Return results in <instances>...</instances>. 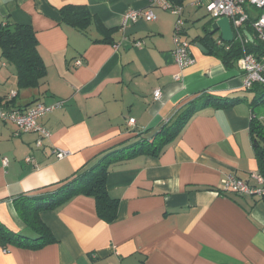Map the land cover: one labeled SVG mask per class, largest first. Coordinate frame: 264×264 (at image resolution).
Instances as JSON below:
<instances>
[{
  "label": "crops",
  "instance_id": "crops-1",
  "mask_svg": "<svg viewBox=\"0 0 264 264\" xmlns=\"http://www.w3.org/2000/svg\"><path fill=\"white\" fill-rule=\"evenodd\" d=\"M186 1L173 0L182 6L183 39L195 63L176 81L175 15L155 8L154 21L121 27L123 14L145 10L148 0H0V27H31L46 68L42 86L20 89L14 66L0 57V102L18 110L64 102L38 119L48 133L39 148V134L16 135L14 124L0 121V223L13 233L33 237L15 199L54 191L102 153L137 134L150 138L191 103L244 99L202 106L160 154L110 167L105 190L117 201L113 222L98 219L92 198L75 196L39 214L54 243L0 246V264H264V199L216 192L227 175L251 183L259 171L250 126L254 116L264 124V113L250 105L255 94L241 89L236 64L226 67L211 53L220 48L219 33L200 40L214 22L202 1ZM66 5L88 10L85 33L62 23L58 10ZM60 150L68 153L61 160L54 154Z\"/></svg>",
  "mask_w": 264,
  "mask_h": 264
},
{
  "label": "trees",
  "instance_id": "trees-1",
  "mask_svg": "<svg viewBox=\"0 0 264 264\" xmlns=\"http://www.w3.org/2000/svg\"><path fill=\"white\" fill-rule=\"evenodd\" d=\"M259 12H264V9ZM58 13L62 23L80 33H85V29L91 21L88 10L83 6L66 5L60 8ZM251 21L245 25L248 34L251 33L249 27ZM37 45L35 34L29 26L14 24L0 27V57L7 64L14 66L20 89L39 88L46 77V68L38 54ZM227 47L228 50L224 47H213L211 51L226 67L232 66L244 54L253 55L257 59L262 55V46L257 42H248L242 47L234 41ZM249 92L255 94L250 102L251 106L256 107L264 103L263 85H257ZM242 100L244 99H212L200 106L197 103H191L169 125H163L150 138L137 134L133 143L102 153L92 165L75 174L70 181L62 183L54 191L38 197L15 199L16 213L26 228L31 231L33 237L13 233L0 223V246L37 250L54 243L56 241L54 236L41 222L39 214L43 211L53 210L78 195H84L94 200L95 212L99 220L104 223L113 222L116 219L117 201L111 199L105 190V178L110 167L136 155L154 156L160 154L164 148L173 143L190 116L202 106L212 103L217 107H227ZM57 102H62L64 105L63 101ZM0 105L8 108V103L3 105L0 102ZM36 105L25 109L34 108ZM250 135L258 170L261 171L264 168V124L255 116L252 117ZM216 192L221 196L228 194L239 196L234 193H225L221 189Z\"/></svg>",
  "mask_w": 264,
  "mask_h": 264
},
{
  "label": "built area",
  "instance_id": "built-area-1",
  "mask_svg": "<svg viewBox=\"0 0 264 264\" xmlns=\"http://www.w3.org/2000/svg\"><path fill=\"white\" fill-rule=\"evenodd\" d=\"M199 4V3H198ZM158 8L169 12L177 17L172 36L173 52L172 56L174 64L178 69V74L174 80L179 81L182 74L192 67L195 63L191 57L189 49L190 44L183 39L184 21L181 18L182 6L177 5L173 0H148L145 10H128L121 18V27L125 28L129 24H133L138 20L151 22L155 20L153 9ZM206 14L211 20L227 18L229 20L234 41L244 47L249 40L245 30V25L249 23L251 33L248 34L252 42H257L262 46V55L259 59L253 55L244 54L236 62L238 70L242 74L241 89L250 91L257 85L264 86V12L258 15H252L249 9L262 11L264 9V0H207L204 5ZM139 46V44H137ZM216 45L222 47L221 41H217ZM117 48V46H116ZM228 50V47H225ZM75 66H81L80 61L75 62ZM160 91L153 92V99L160 98ZM63 107L62 102H56L51 106L36 105L34 108L23 110L9 109L0 105V121L14 124L17 127L16 135L37 133L40 138L36 142V146H41V140L48 137V133L38 124V119L46 114L58 110ZM128 126L134 125V120L127 122ZM56 157L61 160L67 157L65 151H55ZM26 163H31V159H25ZM6 164V162H3ZM251 183L245 182L234 175H227L222 183L221 190L225 193H234L239 196H250L264 199V168L261 171L250 176ZM5 252V250H4Z\"/></svg>",
  "mask_w": 264,
  "mask_h": 264
},
{
  "label": "water",
  "instance_id": "water-1",
  "mask_svg": "<svg viewBox=\"0 0 264 264\" xmlns=\"http://www.w3.org/2000/svg\"><path fill=\"white\" fill-rule=\"evenodd\" d=\"M219 33L220 39L225 44H230L234 42V35L227 18H220L213 23H211L209 29L205 32L204 37L200 40H204L205 38H209L212 40L214 34ZM249 42H252L251 38L248 34H246ZM197 39V38H196ZM196 47L202 52L207 54L208 51L201 45L200 43L196 44Z\"/></svg>",
  "mask_w": 264,
  "mask_h": 264
},
{
  "label": "rangeland",
  "instance_id": "rangeland-1",
  "mask_svg": "<svg viewBox=\"0 0 264 264\" xmlns=\"http://www.w3.org/2000/svg\"><path fill=\"white\" fill-rule=\"evenodd\" d=\"M197 1H200V0H187L186 1V7H189L192 3H195ZM201 1H202V3L204 5H206L207 0H201ZM200 9H201L202 12H205L204 8H200ZM249 12H251L252 15H258L259 14V11L258 10H255V9H249ZM252 94H254V93H251L249 96L250 97L253 96ZM254 109H255V112H256V114L258 116H261L264 113V105L256 106V107H254Z\"/></svg>",
  "mask_w": 264,
  "mask_h": 264
}]
</instances>
